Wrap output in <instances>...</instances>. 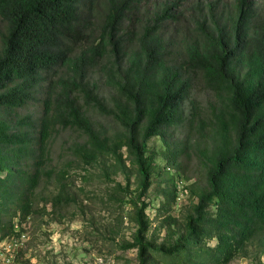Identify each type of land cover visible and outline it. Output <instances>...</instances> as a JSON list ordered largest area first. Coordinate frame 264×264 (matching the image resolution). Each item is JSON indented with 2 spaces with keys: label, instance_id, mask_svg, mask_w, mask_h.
<instances>
[{
  "label": "trees",
  "instance_id": "16d2710c",
  "mask_svg": "<svg viewBox=\"0 0 264 264\" xmlns=\"http://www.w3.org/2000/svg\"><path fill=\"white\" fill-rule=\"evenodd\" d=\"M180 1L0 0V239L15 218L61 220L78 200L70 171L79 168L84 180L113 181L108 201L131 205L123 249H136L137 264L264 254V2ZM29 106L40 110L21 112ZM61 134L72 139L54 162ZM191 154L203 180L189 186L182 229L168 212L173 176L152 227L145 196L157 158L183 179Z\"/></svg>",
  "mask_w": 264,
  "mask_h": 264
},
{
  "label": "rangeland",
  "instance_id": "374dc122",
  "mask_svg": "<svg viewBox=\"0 0 264 264\" xmlns=\"http://www.w3.org/2000/svg\"><path fill=\"white\" fill-rule=\"evenodd\" d=\"M224 1L232 2V0ZM260 1L264 2V0ZM180 3L187 5V2L180 1ZM99 87L103 95L104 87L101 85ZM194 93L201 108L206 109L210 97L203 91L199 82L194 86ZM39 110V106H29L21 112ZM65 138L72 139L66 134H61L53 141L54 162H59L58 160L65 157L66 152L63 150ZM162 145L163 143L157 137L149 141V146L156 149L162 148ZM156 162L158 164L157 174L152 175V184L145 196V201H150L146 211L152 219V227L159 223V218L155 219V217L157 207L164 200L162 190L166 188V180L169 176H178L176 168L166 165L162 158H157ZM199 170L200 166L197 164L195 154H191L190 160H186L183 168L178 171L181 177L188 176V178H183L185 191L182 193L181 200L172 203L168 212L176 217V227L180 226V229L195 201L189 186L194 183L201 184L203 180V175ZM83 173V170L80 171L79 168L70 171L71 191L78 196V200L62 210L61 220H53L51 214H45L23 222L21 227L27 235L24 247L17 254V264H137L136 249H123V245L131 241L135 228L129 220L131 205L126 203L120 206L107 200V192L113 186L112 180H107L104 176H94L90 180H84ZM111 176L115 181L123 183L121 174ZM130 179V189H135L137 186L135 177L132 175ZM44 191L47 192V190ZM160 215L163 217L165 214L161 211ZM165 232V227L157 231L155 238L158 242L163 239ZM210 244L214 245L215 241H210ZM253 255L254 252L248 257L237 256L229 264H264V254L259 258Z\"/></svg>",
  "mask_w": 264,
  "mask_h": 264
},
{
  "label": "built area",
  "instance_id": "2783aa9c",
  "mask_svg": "<svg viewBox=\"0 0 264 264\" xmlns=\"http://www.w3.org/2000/svg\"><path fill=\"white\" fill-rule=\"evenodd\" d=\"M176 200H181L182 193L185 191L183 179L176 177ZM13 234L0 239V264H17L16 257L19 251L24 247L26 241V232L22 229L17 218L13 221Z\"/></svg>",
  "mask_w": 264,
  "mask_h": 264
}]
</instances>
